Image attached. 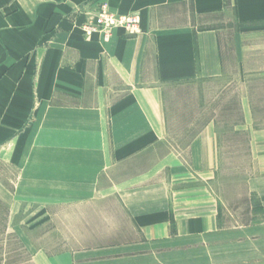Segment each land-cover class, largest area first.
I'll return each instance as SVG.
<instances>
[{"label": "crops", "instance_id": "1", "mask_svg": "<svg viewBox=\"0 0 264 264\" xmlns=\"http://www.w3.org/2000/svg\"><path fill=\"white\" fill-rule=\"evenodd\" d=\"M104 5L137 14L136 35L85 36ZM231 29L238 59L242 34L264 32V0H0V165L14 191H37L42 217L70 207V236L86 239L54 264H165L176 243L264 229L258 105L246 97L227 134L204 116L203 84L231 74ZM238 140L251 172L245 226L212 188Z\"/></svg>", "mask_w": 264, "mask_h": 264}, {"label": "rangeland", "instance_id": "2", "mask_svg": "<svg viewBox=\"0 0 264 264\" xmlns=\"http://www.w3.org/2000/svg\"><path fill=\"white\" fill-rule=\"evenodd\" d=\"M117 28L121 27H115L112 33ZM232 30L228 32L229 55L233 58V61L232 59L230 61L231 74L220 80L208 81L202 88L205 92L204 116L206 118L217 116L222 122L221 132L225 134L229 133V129L224 127L225 124L241 121L243 117L241 106L246 97L249 100L253 99L255 106L258 105L253 113L259 119L260 126L264 127V108H258L264 107V78L245 77V72L256 73L264 67V32L258 29L249 35L242 34V47L238 50L240 53L237 59L235 56L237 49L232 44ZM247 36L249 37L246 40ZM243 144L245 142L240 140L229 143V150L222 156L220 171L212 188L223 203H228V206L241 213L239 224L245 226L248 222L249 203L253 202V198L246 189V181L251 172ZM4 167L2 163L0 165V264H54L59 251L68 250L81 244L82 241L86 242V239L70 236V207H60L55 212L56 217L49 210L45 211L49 215L42 217L44 209L39 212V207L36 205L37 191H31V194L29 191H24V194L21 190L14 191L11 188L13 171L10 169L7 172ZM100 210L101 208L97 213ZM232 224L234 223H228L229 226ZM263 230L260 225L249 231L244 230V233L228 228L203 242L184 244L179 242L176 243L179 245L173 248V254L162 256L160 261L165 264H264V239L247 238L248 234L262 233ZM102 262L106 264L104 260L97 263ZM107 262L132 264L128 261Z\"/></svg>", "mask_w": 264, "mask_h": 264}, {"label": "built area", "instance_id": "3", "mask_svg": "<svg viewBox=\"0 0 264 264\" xmlns=\"http://www.w3.org/2000/svg\"><path fill=\"white\" fill-rule=\"evenodd\" d=\"M139 16L137 14H131L128 16H118L114 15L106 6H101L92 15L87 16L82 29L85 36H91L94 33L102 35L108 38L111 36L113 29L117 26L122 27V29L128 34L132 35L138 32Z\"/></svg>", "mask_w": 264, "mask_h": 264}]
</instances>
